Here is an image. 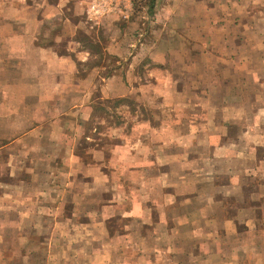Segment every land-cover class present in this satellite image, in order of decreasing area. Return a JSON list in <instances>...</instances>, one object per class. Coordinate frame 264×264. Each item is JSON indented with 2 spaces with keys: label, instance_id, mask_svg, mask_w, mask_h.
<instances>
[{
  "label": "crops",
  "instance_id": "obj_1",
  "mask_svg": "<svg viewBox=\"0 0 264 264\" xmlns=\"http://www.w3.org/2000/svg\"><path fill=\"white\" fill-rule=\"evenodd\" d=\"M89 3L0 0V212L25 204L19 222L34 226L25 237L29 252L37 253L34 241L40 240L39 253L46 257L57 253L51 249H64V241L86 239L93 242L88 254L134 255L138 264L151 259L152 264H264V99L257 103L264 87L257 88L259 72L254 87L222 88L220 105L200 107L208 113L205 121L131 120L124 102L115 107L135 94H152L162 97L164 106L169 102V112L185 113L188 105L179 104L177 95L196 96L198 90L173 82L180 79L168 68L174 53H180L175 62L187 63V51L208 46L218 33L224 48L236 41L243 47L247 32L256 35L254 45L263 44L259 35L264 26L254 24L252 16L264 11V0H152L155 14L150 12L141 39L130 45L132 59L117 45H111L115 58H106L119 64L125 58L126 68L106 60L81 70L92 58L88 48L80 49L85 39L99 44L87 20ZM106 20L129 21L118 16ZM163 34L168 38L161 40ZM228 58L222 56L220 62L264 68V54ZM162 79L170 80L168 88ZM240 95L239 104L230 102L229 97ZM113 97L118 99L112 103ZM145 103L143 110L155 115ZM216 110L220 122L209 116ZM114 121L119 128L112 129ZM129 124L128 131L142 133L129 148L119 144L122 178L117 181L107 157L112 150L107 153L101 143L114 136L103 130L122 135ZM183 137L185 147L178 145ZM179 213L181 226L170 227ZM115 220L122 226L114 232ZM80 225L84 235L58 231ZM49 240L48 248L44 242ZM187 255V261L180 258ZM116 264L127 262L123 258Z\"/></svg>",
  "mask_w": 264,
  "mask_h": 264
},
{
  "label": "rangeland",
  "instance_id": "obj_2",
  "mask_svg": "<svg viewBox=\"0 0 264 264\" xmlns=\"http://www.w3.org/2000/svg\"><path fill=\"white\" fill-rule=\"evenodd\" d=\"M135 15L132 17L128 23H125L123 21H114V20H102L99 24H91L92 27H94V36L93 41L99 42L97 45H91L87 42L85 38L84 44L80 47L81 51H86V48H88L91 51L92 58L88 61L86 65H81V70H91L98 66L100 62L102 61H109L110 63H113V67L119 68H126L127 62L126 59H123V63H118L114 60L115 54L112 46L117 45L116 47H122L121 52L123 53L124 57H127L129 60L132 59L130 54L128 53V50L131 48L130 45H136L141 39V36L139 34L140 28H145V26H142L145 22H150L152 20V17H150V12L154 13V7L152 4V0H136L135 1ZM146 14V18H144ZM155 14V13H154ZM257 15L252 16V21L256 25L264 26V11L261 9H258ZM195 20V18H192ZM214 19H217V16H214ZM250 21L246 22L247 24ZM83 21L81 22V24ZM84 26H88L87 24H82ZM88 28V27H87ZM89 29V28H88ZM206 34V33H205ZM198 35H200L198 33ZM204 35V34H203ZM168 34H163L160 36V39L163 40L167 37ZM244 38H242L243 47L239 45V43L236 41V43L232 42V48H224L220 41V33H218V38H214L211 41H209L208 46H204L202 49L195 48V46L187 51L186 57L188 59V62H182L178 63L174 60L180 56V53H174L176 57L172 58L171 61H169L168 68L171 70L177 72L180 79H176V81H173L176 83H180V86L182 85L186 89H195L198 90L196 96H188L185 97V95H177V100L179 101V104H183L184 101L187 103V111H168V104L169 102H165L161 104V99L158 95H147V96H137L135 94L130 100L124 101V107L126 111L133 113L132 115H128L129 119L136 120L138 118H141L143 120H149V119H155L156 117H159L158 119H164L169 118L172 120H178V119H188L192 118L194 120L197 119H204L207 120V112L202 111L200 107H204L207 104L210 105L211 108H216L218 105H220L223 101L224 96L220 95V89L222 88H233L236 87L237 89L240 88H252L254 87L255 80L253 79L254 76H256V72L258 71L259 74L256 77H261L259 80V84L257 88L264 87V68L259 69L258 67H255L254 64L250 63H239V64H227L228 62H220V57L224 56V58L228 61L230 59L228 56L232 54L242 55V57H249V55H263L264 54V43H257L254 45V39L255 36L253 33L247 32L244 33ZM259 38L260 40H264V30H261ZM256 40V39H255ZM103 44V47L101 44ZM257 46V47H256ZM129 48V49H128ZM249 48V49H248ZM252 51V52H250ZM254 54V52H256ZM119 53V52H118ZM183 52H181L182 54ZM251 53V54H250ZM121 54V53H120ZM171 55V54H170ZM80 57H83V55H80ZM114 57L113 59H106ZM118 57V56H116ZM128 61V60H127ZM105 65V63H103ZM258 66V65H257ZM101 67V66H100ZM165 68V67H164ZM245 78H248L245 79ZM161 85L166 88L169 87L170 80H164L162 79ZM102 82V81H101ZM146 83H149L147 79H145ZM258 82V81H256ZM101 86V83L99 84V87ZM205 87H208L206 89ZM205 89L207 90V93L205 92ZM168 97L171 98L172 96L169 95V91L166 92ZM99 98L102 96L99 95ZM248 97V96H247ZM95 98V97H94ZM114 98V97H113ZM167 98V97H165ZM243 98L242 95L237 97H229V100L232 104H239L241 99ZM118 98L112 99V103L117 100ZM144 99V101H142ZM262 96H257V103L263 102ZM168 100V99H167ZM148 103H145V102ZM123 103V102H122ZM142 103H145L148 107L151 108V110L155 111V115L152 112H146V110H143ZM253 103H256L255 100H253ZM189 106H191V110H188ZM199 107V109L197 108ZM145 108V107H144ZM198 109V112H196ZM209 111V110H208ZM4 112V111H3ZM130 113V114H131ZM117 114V113H116ZM166 115V117L163 116ZM118 116V114H117ZM210 118L214 122H220V110L213 111L209 114ZM119 117V116H118ZM130 122V120H127ZM147 122V121H146ZM115 125L112 127V129L119 128L116 121H114ZM149 123V122H148ZM117 125V127H116ZM130 124L127 126H124L123 128L126 130L125 133H128L129 135L127 137H124L123 133L120 135L119 132H115L112 129H109L108 127L106 130H103V133H106L107 135L112 134L114 137L106 136L103 140V143L106 144L107 153H110L112 150L113 155H107L108 159L113 161L112 165L114 166L115 171V180L120 181L121 180V165L120 160H122V155H120V145L126 146L129 148L130 143L133 142L138 134L142 133L135 131H128L130 129ZM132 127V126H131ZM112 130V132H111ZM111 132V133H110ZM147 134H145V137ZM122 141V142H121ZM190 143V141H189ZM120 144V145H119ZM145 144V143H144ZM188 144L187 140H184V137L178 140V145H181L185 147L184 145ZM141 145V143H139ZM145 146V145H144ZM143 146V147H144ZM136 146H134V149ZM165 147H163L164 149ZM115 150V152L113 151ZM183 155L182 153H178V155ZM130 155V154H128ZM112 158V159H111ZM117 163V164H116ZM131 164V162H130ZM5 169V168H4ZM109 169V168H108ZM98 171L100 169H97ZM7 173H4L2 176L3 178L7 177L5 180V184H9V178L6 175ZM210 181V180H208ZM36 193H28V197L35 196ZM15 197V194H13ZM32 202V201H31ZM180 202V201H178ZM14 204V203H13ZM20 209H10V207L6 206L5 208L1 209L0 212V264H104L102 261L107 260L109 263L116 264L117 261L122 260L123 258L126 259L127 264H138L139 263V257L130 255V256H99V255H91L86 253L88 248L93 247L90 243H93L91 240L83 239L79 241L78 243L73 242L71 240L64 241V249L59 250H53L50 251L57 253L53 256H44V254L39 253L41 250L38 249L40 247V240L34 241L36 244V254L30 253L28 249V241L25 239V237L28 235L29 232H31L32 229H34V226H31V222L29 224H25L22 221L21 218L23 217L20 213V211H24V205L20 203ZM22 208V209H21ZM28 210H31L30 208ZM69 211L71 209H68ZM147 211V210H146ZM179 211V210H178ZM147 216L150 217V211H147ZM155 215V212H154ZM183 217V216H182ZM181 217V214L176 217V220L174 224L170 227L176 228L181 226V221L183 218ZM182 218V219H181ZM31 219V218H30ZM181 219V220H180ZM24 221V220H23ZM178 223V224H177ZM181 223V224H180ZM84 225L76 226L74 229L72 228H62L58 229V231L63 233H70V235H84L85 230H82ZM122 221L115 220L113 230L114 232L116 229L121 230ZM155 226H152V232L154 231ZM148 231L151 230V228H147ZM169 230V228H168ZM83 237V236H82ZM95 238V237H94ZM96 239H100V236L96 235ZM119 241L120 238H119ZM33 242V243H34ZM52 241H45L44 243L51 244ZM122 242V241H121ZM55 243V242H53ZM83 243V244H82ZM44 244V247L47 248V245ZM76 245V246H75ZM38 246V247H37ZM76 247V251L72 249V247ZM156 244L149 245L150 249H154ZM166 246V244H165ZM211 246V245H210ZM56 247V246H54ZM34 249V250H35ZM210 249H212L210 247ZM194 251V250H193ZM30 253V254H28ZM190 255H187L186 257H180L182 260L187 261V257ZM197 257H194V259ZM168 259V257H165V260ZM164 260V261H165ZM153 259H151L148 264H152ZM166 263V262H165ZM183 264V262H182Z\"/></svg>",
  "mask_w": 264,
  "mask_h": 264
},
{
  "label": "built area",
  "instance_id": "obj_3",
  "mask_svg": "<svg viewBox=\"0 0 264 264\" xmlns=\"http://www.w3.org/2000/svg\"><path fill=\"white\" fill-rule=\"evenodd\" d=\"M135 11V0H90L87 20L99 24L112 16L129 20Z\"/></svg>",
  "mask_w": 264,
  "mask_h": 264
},
{
  "label": "trees",
  "instance_id": "obj_4",
  "mask_svg": "<svg viewBox=\"0 0 264 264\" xmlns=\"http://www.w3.org/2000/svg\"><path fill=\"white\" fill-rule=\"evenodd\" d=\"M153 4V3H152ZM151 7H153V6H151ZM122 102H124V101H118V102H116V105H115V107H117V105L119 106L120 105V103H122Z\"/></svg>",
  "mask_w": 264,
  "mask_h": 264
}]
</instances>
